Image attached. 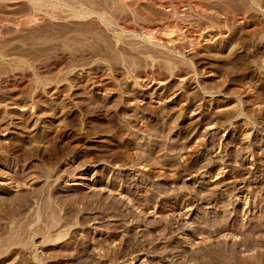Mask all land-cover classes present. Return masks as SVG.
Segmentation results:
<instances>
[{"label": "rangeland", "instance_id": "1", "mask_svg": "<svg viewBox=\"0 0 264 264\" xmlns=\"http://www.w3.org/2000/svg\"><path fill=\"white\" fill-rule=\"evenodd\" d=\"M194 1L208 13L0 0V223L21 211L18 238L41 208L62 219L0 264H209L231 249L264 264V0ZM126 13L202 35L168 52L136 15L119 30Z\"/></svg>", "mask_w": 264, "mask_h": 264}, {"label": "bare ground", "instance_id": "2", "mask_svg": "<svg viewBox=\"0 0 264 264\" xmlns=\"http://www.w3.org/2000/svg\"><path fill=\"white\" fill-rule=\"evenodd\" d=\"M35 1V0H34ZM116 1H118V3L120 4V5H122V7H123V9H126V10H130V11H132V9H131V7H132V1L133 2H135V0H116ZM112 2H114V1H112ZM154 2V4L155 5H158V6H162V7H166L167 5V3L166 4H164V3H161V2H157V1H153ZM9 3V2H8ZM97 4V3H96ZM102 4V3H101ZM172 4V3H171ZM190 4H191V6H194V8H198L201 12H203V13H208V10H207V7H205L203 4H201V3H199V2H197V1H194V0H190ZM173 5H176V4H173ZM4 6V5H3ZM8 6H9V4H8ZM177 6V5H176ZM108 7V6H107ZM104 8V7H103ZM102 8V9H103ZM110 8H111V4H110ZM109 8V9H110ZM137 8V7H136ZM210 8V7H209ZM208 8V9H209ZM108 9V8H107ZM113 9V8H112ZM135 9V8H134ZM139 9V8H138ZM166 9V8H165ZM173 9V8H172ZM198 9H196V10H198ZM136 10V9H135ZM210 10V9H209ZM92 11V10H91ZM90 11V12H91ZM125 11V10H124ZM167 9L165 10V12L167 13ZM215 11V10H214ZM212 12V11H211ZM88 12H86L85 13V15L87 14ZM138 13V12H137ZM102 14V13H101ZM101 14H98L96 11H93L91 14H88L89 15V19H91L92 21H95V19L96 20H98V21H96L97 22V25H98V27H102V25H104L105 24V26L106 27H108V25H109V19L107 20L106 19V17H102L101 16ZM109 14V13H108ZM116 14V13H115ZM174 14V13H173ZM172 14V15H173ZM214 14V13H213ZM224 14V13H223ZM88 15L86 16V17H88ZM105 15V14H104ZM135 15L136 14H134V13H131V14H129V13H126V14H124L123 16H120V17H118V19L116 20L117 22V25H118V27H119V30H121L122 32H126V31H131L132 29H131V27H132V25L134 24V17H135ZM142 15V14H141ZM240 16H241V14H239ZM137 16V15H136ZM83 17H85V16H83ZM138 17V16H137ZM137 17H136V22L137 23H139L138 25H140V30H141V33L140 34H142L143 35V37H145L147 40H149L150 42L152 41V44L154 43V42H156L158 45L160 44V45H162V47H165L166 48V50H168V52L170 51V52H173V51H186V49H187V46L185 45V40L184 39H187V41H188V43L189 44H191V43H193V42H195V41H198L199 40V38H200V36L202 35V29H196V30H191V29H189V28H187V27H181V28H176V30L175 31H172V32H166V33H156L157 31H156V26H155V24H154V22H152V21H146V20H143V18L141 17H138V21H137ZM224 17H225V15H224ZM228 17V16H227ZM95 18V19H94ZM173 18V17H172ZM82 19V18H81ZM87 19V18H86ZM144 19H145V17H144ZM235 19V18H234ZM237 19H239L238 17H237ZM242 18H240V20H241ZM173 20V19H172ZM243 20V19H242ZM223 22V21H222ZM238 22V21H237ZM240 22V21H239ZM103 23V24H102ZM107 24V25H106ZM94 25V24H93ZM113 25V24H112ZM95 27V26H94ZM109 27H110V25H109ZM114 27V26H113ZM104 28V27H103ZM114 28H116V27H114ZM114 28H112V29H114ZM81 29H83V28H81ZM89 29V28H88ZM97 29V28H96ZM99 30V29H98ZM106 30V29H105ZM198 30V31H197ZM205 30V29H204ZM100 31V30H99ZM102 31H104V30H102ZM110 31V30H109ZM87 32H88V30H87ZM105 32V31H104ZM132 32V31H131ZM84 34V33H83ZM105 34H108V33H105ZM192 45V44H191ZM190 47V46H189ZM153 51V50H152ZM154 52V51H153ZM166 52V51H165ZM23 196V195H22ZM26 197V196H25ZM27 199V198H26ZM17 200V199H16ZM46 200V199H45ZM28 201H29V199H28ZM4 202V201H3ZM19 202H20V200H19ZM26 202V201H25ZM13 203V201L11 202V204ZM24 203V202H23ZM43 203V202H42ZM3 204V203H2ZM9 204V203H8ZM10 204V205H11ZM17 204H19L20 205V203H17ZM26 204V203H25ZM18 205V206H19ZM3 206V205H2ZM6 206V205H5ZM8 206V205H7ZM15 206H16V204H14V206H13V208H15ZM24 206V205H23ZM26 206V205H25ZM42 206V205H41ZM45 206H48L47 205V203H46V205ZM12 207V206H11ZM10 207V208H11ZM20 207H21V205H20ZM43 207V206H42ZM49 207L51 208V206L49 205ZM1 209L0 210H3L4 208H2V207H0ZM6 208V207H5ZM16 208H19V207H16ZM22 208V207H21ZM28 209V208H27ZM51 209H53V208H51ZM50 209V211H51V213H52V211L53 210H51ZM55 209V208H54ZM22 211L24 210V208L23 209H21ZM39 210H40V208H39ZM3 211H5V210H3ZM10 211H12V210H10ZM16 211V212H15ZM15 211H13V215H14V212H15V214L17 213V209L15 210ZM20 211V210H19ZM50 211H48V209L47 208H41V211H40V214L39 213H37V215L39 214V216H38V220H33V221H39V217H41V216H43V219H40L41 221L40 222H45V227L47 226L46 225V223H48L49 225H50V227L49 228H54L56 225H58V223L62 220V219H60V221L58 222L57 220H55V221H57V224L54 222L53 223V219H55L53 216H55L54 214H56V212L53 214V216L51 217V216H49L50 214H48ZM54 211H56V210H54ZM53 211V212H54ZM1 212V211H0ZM8 212H9V210H8ZM39 212V211H38ZM5 213H7V211L5 212ZM21 213V211L20 212H18V215ZM1 214H3V213H1ZM1 214H0V216H1ZM8 214H10V215H7L6 216V214L4 215V216H6V217H8L7 218V220L5 219V217H4V220H6L5 222L7 223H9V224H7V226H5L4 225V227L2 226V224L0 223V232L1 231H4V232H6V228H9L10 229V236L8 237L7 235H9V229L7 230V235H6V237H4V238H1V240H0V262H2L3 260H5L8 256H10L12 253H14L16 250H17V248L19 249V247H13V248H10V249H6L5 247H7V245H13L14 243H16V241L19 239V237L21 236V234L23 235H25L26 233H30L29 235H32V237H34L37 233H39L40 231H42V229H43V225L40 223V225H38V227H35V228H29V226H26V224H24L23 222H21L22 223V225H19L18 227L19 228H16L17 230H16V232L19 230V232H20V234H19V232H18V238H17V236L15 235L16 233L14 232V231H11L12 230V228H14V227H12V225L11 224H14V223H16L17 224V222L19 221V219L18 218H15V219H17L18 221L17 222H15V219H14V217L15 216H13V215H11L12 213L10 212V213H8ZM17 215V214H16ZM17 215V216H18ZM23 215V214H22ZM36 215V216H37ZM57 216V215H56ZM55 216V217H56ZM64 216H66V215H64ZM2 217V216H1ZM0 217V220L2 219ZM29 217V216H28ZM28 217H25V220H26V218L28 219ZM32 217L30 216V219H31ZM64 218V217H63ZM22 219V218H21ZM21 219H20V221H21ZM30 219L28 220V222L27 223H29V221H30ZM58 220H59V218H57ZM65 219V218H64ZM66 220V219H65ZM20 221H19V223H20ZM64 221V220H63ZM4 222V221H3ZM4 222V223H5ZM24 222H26V221H24ZM32 222V221H31ZM35 222V223H36ZM65 222V221H64ZM5 223V224H6ZM34 223V224H35ZM66 223V222H65ZM30 225H31V227H32V224L30 223ZM48 225V226H49ZM17 226V225H16ZM15 226V227H16ZM36 226V225H35ZM6 227V228H5ZM28 227V228H27ZM41 227H42V229H41ZM6 229V230H5ZM15 229V228H14ZM46 231H44L45 233L47 232V228L45 229ZM50 230V229H49ZM53 230L54 229H52V231L51 232H53ZM48 232H50V231H48ZM2 233V232H1ZM0 233V234H1ZM42 233H43V231H42ZM41 233V234H42ZM54 233V232H53ZM60 234V233H59ZM23 235V236H24ZM28 235V234H27ZM26 235V236H27ZM22 236V237H23ZM51 236V235H50ZM22 237H20V239L22 238ZM29 237V236H28ZM27 237V238H28ZM59 237V236H58ZM23 238H25V236L23 237ZM49 238V237H48ZM30 239V238H29ZM28 239V240H29ZM22 240V239H21ZM20 240V241H21ZM24 240V239H23ZM45 240H46V238H45ZM53 240V239H52ZM19 241V242H20ZM24 242H25V240H24ZM29 243H31V242H29ZM58 243V242H57ZM18 244V243H17ZM26 244H27V242H26ZM6 245V246H5ZM23 245H25L24 243H23ZM14 246V245H13ZM26 247V246H25ZM29 247V246H28ZM234 249V248H233ZM18 251V250H17ZM207 251V250H206ZM213 251V250H212ZM60 253V252H59ZM59 253H58V255H59ZM214 253V252H213ZM236 253V252H235ZM56 254V253H55ZM206 254V253H205ZM215 255H210V257L209 256H207V254H206V257H208V259L209 260H211L210 262H209V264L210 263H212V261L214 260V261H216L218 264H228V263H232L233 264V262L235 263V264H241V263H243V264H260L263 260H262V258H257V257H253V258H250V259H244V258H240V257H238V255H236V254H234V252L232 251V249H231V252L230 251H228L227 253H226V251H224L223 250V252L221 251V252H218V253H216V251H215V253H214ZM2 255V256H1ZM34 255V254H33ZM66 255V254H65ZM61 256V255H60ZM64 256V255H63ZM205 256V255H204ZM203 256V257H204ZM255 256V255H254ZM259 256V255H258ZM38 256H34V257H32L33 258V261H31V262H29L30 264L32 263V264H36L37 262H39V260L40 259H38L37 258ZM57 257V256H56ZM60 258V257H59ZM200 258V257H199ZM205 258V257H204ZM204 258H203V260H204ZM211 258V259H210ZM207 259V258H206ZM207 259V260H208ZM263 259H264V257H263ZM32 260V259H31ZM202 260V261H203ZM43 261V259L40 261L41 262V264L44 262H42ZM45 263V262H44ZM205 263V262H204ZM203 264V263H202ZM208 264V263H207ZM216 264V263H215Z\"/></svg>", "mask_w": 264, "mask_h": 264}]
</instances>
